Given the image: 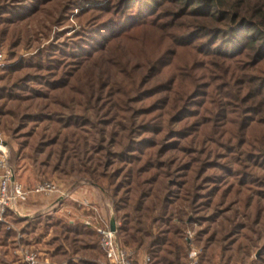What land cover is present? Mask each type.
Segmentation results:
<instances>
[{
	"label": "rangeland",
	"instance_id": "rangeland-1",
	"mask_svg": "<svg viewBox=\"0 0 264 264\" xmlns=\"http://www.w3.org/2000/svg\"><path fill=\"white\" fill-rule=\"evenodd\" d=\"M174 5L0 0V132L8 162L27 186L39 182L34 168L40 161L60 171L82 167L81 185L103 197L110 210L105 214L92 204L115 219L117 240L138 260L151 256L136 243L126 245L120 227L141 236L146 249L167 227L181 232L188 243L185 264H205L201 255L210 264H229L220 260L225 249L234 259L230 264H260L261 106L236 100L243 93L230 86L233 66L217 71L220 60L209 63L197 52L200 40L190 39L182 20L174 24ZM187 69L199 76L195 92L164 112L165 93L158 91L177 83L179 70ZM189 76L180 90L192 87ZM58 173L46 180L66 188L72 178ZM12 216L0 226L14 229ZM4 249L0 264H8Z\"/></svg>",
	"mask_w": 264,
	"mask_h": 264
},
{
	"label": "trees",
	"instance_id": "trees-1",
	"mask_svg": "<svg viewBox=\"0 0 264 264\" xmlns=\"http://www.w3.org/2000/svg\"><path fill=\"white\" fill-rule=\"evenodd\" d=\"M171 1L175 4L174 11H171L175 18V26H178L176 21L182 20V24L188 29L187 35L190 36V39H192L193 42L195 40H200L202 47L199 46V44L198 46L195 45V48L199 50L197 51L199 54L208 56L205 57L207 58V62L212 63V60L215 58L220 60L219 64L213 63L215 70H225V65L230 67L233 66L231 67V75L234 79L230 86L235 87L236 89L238 88L237 91L239 94L243 93V99L238 95L236 96V100L243 103L254 102L256 103V106L259 103L261 108L256 114L259 115V117L261 116L260 119L264 118V79L260 77L261 75H264V0H258V2L254 4L249 3L248 0ZM36 11L37 9L32 11L28 16L33 15ZM257 15H260L259 19L255 20L254 16ZM189 18H191L190 24L186 21ZM189 27L192 28L190 31ZM192 41H186L183 45H191L190 43ZM214 44H216L215 47ZM186 76L192 78L191 84H193L192 87H194H191L192 89L190 88V92H188L190 89L180 90L184 87H181L179 84L183 85L182 80H185L184 77ZM176 77L178 80L177 83L174 82L158 91L165 93V101L163 102L164 105H162V107L166 113L179 108L181 102L185 103L188 95L195 92L197 88L195 87L194 79L197 80V77L199 76L191 72L189 69L186 71L179 70ZM222 82L223 81H221L220 84ZM202 86L207 87L205 83H202ZM225 86L228 87L227 85ZM198 94L196 96H198ZM245 97H247V99ZM158 108L159 107H156L154 110H158ZM163 108L160 107V109ZM237 119H239V117H237ZM30 136L31 135L26 134V137ZM48 165L49 163L43 160L40 161L41 167L34 168L39 181L49 179V176L46 178V175H53L57 172H62L67 177L70 176L72 178L71 180L67 179L66 181V189L68 191L79 187L84 181L82 176L85 174V171L82 167L74 166L73 168L62 169V171H60L56 167H52L51 169ZM63 170L67 171L65 172ZM102 191V195L105 198L106 189ZM8 215H14L11 219H13L15 223H25L22 228L24 232H32L36 228L40 229L39 231L45 232L50 225H54L57 237L52 239V243L55 245L57 253L58 251L60 253L64 250L62 247V240H64V242H69L71 245L75 242L76 245L73 247V250H77V247L81 246V237L78 235L83 233H93L96 255L98 252L102 251L98 244V235L95 230L82 223L70 224L67 221L56 220L53 219L51 215L40 212L35 213L31 219H22L13 213H9ZM142 220L145 221L146 219ZM58 222H60V225L56 227V225L59 224ZM167 228V231H162V233H160L161 235L151 238L149 249H146L147 246L144 245V240H142L141 236L138 237L133 233H128V229H124V226L119 228V232H121V238L126 245L136 243L140 248L144 247V249L147 250L151 256L150 264H185L188 254V243L183 241L181 232H177L169 227ZM14 233L15 232L12 231V229L9 230L0 226V244H5L7 238L12 237ZM225 250V252H220V260L223 262L227 260L226 262L229 261V264L230 261L234 262V259H231L228 256L230 250ZM205 251L208 252L207 249ZM70 258L71 255L70 257H66V259L69 260L68 264H96L88 260H83L82 258ZM201 260H203L205 264H210L211 262L210 259L204 255H201ZM240 261H243V259H240ZM260 262V264H264V260H261Z\"/></svg>",
	"mask_w": 264,
	"mask_h": 264
},
{
	"label": "crops",
	"instance_id": "crops-1",
	"mask_svg": "<svg viewBox=\"0 0 264 264\" xmlns=\"http://www.w3.org/2000/svg\"><path fill=\"white\" fill-rule=\"evenodd\" d=\"M16 179L18 180V178ZM63 188L67 192L66 195L52 193L50 195L30 196L22 205L21 214L17 216L27 219L38 212L44 214L52 213L56 216V220L67 221L70 224H84V219L92 214L87 206L82 203L85 199L97 204L105 214L110 210L103 197L97 195L94 190L85 185H80L71 191H68L65 187ZM11 221L14 224V229L9 228V230L12 229L15 233L12 237L7 238L5 246L0 244V247L3 246L5 248L4 253L5 255L7 254L6 260L8 264H23L21 260V252L23 250H35L41 264H68L69 260L66 257H70V255L72 259L82 258L98 264H105L106 262L102 251L98 252L97 255L95 254L93 233L78 235L83 240H80L81 246H78L75 251L73 250L76 245L75 242L71 245L69 242L62 240L64 250L57 253L55 245L52 244V239L57 237L54 225H50L45 232L39 231L40 229L38 228L32 232H24L22 228L25 223H15L13 219ZM58 223L56 227L60 225V222Z\"/></svg>",
	"mask_w": 264,
	"mask_h": 264
},
{
	"label": "built area",
	"instance_id": "built-area-1",
	"mask_svg": "<svg viewBox=\"0 0 264 264\" xmlns=\"http://www.w3.org/2000/svg\"><path fill=\"white\" fill-rule=\"evenodd\" d=\"M5 60V53L0 49V66ZM59 193L66 195L61 183L55 180H43L31 186L23 185L14 175L12 166L8 162L6 144L0 132V224L7 223L9 213L21 214L22 205L32 195H50ZM92 213L84 219V224L91 226L98 235V244L104 254L105 264H150L149 256L138 260L132 251L123 246L116 238L115 230L110 229L111 218L99 214L97 206L87 201H82ZM192 254H196L192 252ZM23 264H41L35 250L21 252Z\"/></svg>",
	"mask_w": 264,
	"mask_h": 264
},
{
	"label": "water",
	"instance_id": "water-1",
	"mask_svg": "<svg viewBox=\"0 0 264 264\" xmlns=\"http://www.w3.org/2000/svg\"><path fill=\"white\" fill-rule=\"evenodd\" d=\"M110 229L115 230V219L111 218L110 220Z\"/></svg>",
	"mask_w": 264,
	"mask_h": 264
}]
</instances>
